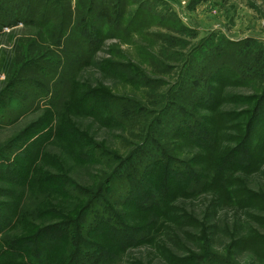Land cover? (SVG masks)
<instances>
[{"label":"rangeland","instance_id":"1","mask_svg":"<svg viewBox=\"0 0 264 264\" xmlns=\"http://www.w3.org/2000/svg\"><path fill=\"white\" fill-rule=\"evenodd\" d=\"M76 2L71 1L72 11L76 8ZM79 3L85 19L98 14L105 17V13H109L110 18L102 28L101 23L97 26L101 40L92 55L89 51L77 50V45L85 44L81 38L76 36L69 41V53L75 51L79 54V60L66 59L64 64L60 63L62 76L55 83L27 63L28 60H41L37 56L47 50L37 47L44 34L41 27L20 24L6 28L5 33L0 34V93L11 78L26 80L27 85L36 81L49 84L53 93L49 95L50 106H45L46 100L43 101L38 95L34 98L36 96L32 93L29 96L32 101L30 107L25 111L14 107L10 113H6L10 115V120L0 119V159L3 155L1 152L10 146L14 148L19 138L33 136V145L27 143L20 150L9 149L7 155L11 158L10 162L20 163L21 172L28 168L31 177L43 174L41 171L63 174L75 185L89 190L82 196L74 193L77 197L71 198L64 197L58 191H44L42 194L26 188L23 204L28 205L33 213L27 216L25 212L22 223L8 234L19 236L20 240L29 237L33 227L25 221L28 220L34 225V232L37 231L30 237L37 235L36 240L41 244L42 236L38 228L63 222L46 213L51 207L60 206L58 211L73 216L84 205L83 198H89L90 191L100 183L99 179L104 181L106 174L123 175L128 169L123 165L127 164V158L139 165L142 164L141 158L146 159L147 163L157 157L161 159L162 156L173 155L185 160L184 163L190 164L201 176L188 193L177 191L176 196L172 195L164 201L174 208L167 210V215L135 216L131 207L126 205L127 197L122 198V195L127 196L129 188L126 180H122L121 176L113 180L116 185L108 196L116 210L123 213H119L121 217L139 227L146 225L152 234L142 244L116 252L114 259L105 264H192L195 258L206 255H214L227 264H264V149L260 147L264 141V124L257 122L253 133L244 141L241 138L243 134L239 136L230 129L222 130L217 137H213L214 141L217 140L216 144L219 143L218 150L227 148L236 151L240 145H246L245 148L250 151L247 153L246 149L244 156H252L256 164L260 162L257 169L248 170L249 167L243 166L245 168L233 169L229 173L231 179L236 180L246 192L240 196L233 194L235 203L221 194L219 187L211 185L213 176L210 181L205 178L215 172L205 162L208 150L186 140L189 133L177 128L178 120L183 115L192 114L198 123L211 116L208 109L194 102L197 95L203 96L206 92L212 72L219 74L221 67L227 64L235 66L248 62L251 64L249 66H254L252 54L264 49V0H81ZM92 5L95 7L91 9L93 14H90L88 7ZM81 15L78 9V18ZM45 55L51 61L48 69L54 75L59 70L56 67L59 59L55 54ZM258 58L262 61L261 57ZM105 62L110 65H105ZM73 81L85 86L79 90L78 101L87 94L86 91L97 89H106L121 99L120 107L122 104L129 112L120 120L125 127L107 126L81 106L77 109L67 107L66 104H71L67 95ZM263 88L259 84H224L220 93L225 101L220 110H250L253 107L248 104L255 105V100L243 101L242 98L261 95ZM179 93L178 98L171 99ZM167 99H171L168 106ZM12 106H16V103L13 102ZM165 106L168 111L161 117L159 112ZM135 107L139 109H131ZM48 111L53 112L52 123L45 121ZM242 121L245 126L247 119ZM35 123L40 125L34 126ZM44 124L55 131L61 128L57 125L70 126L76 136L84 132L89 141L110 154L109 160L103 157L91 164L80 163L74 153L77 140H67L66 143L54 135H48L49 127L43 129ZM204 126L208 128L206 130H211ZM233 134L237 136L236 140L227 138ZM183 135L186 136L185 140L181 139ZM27 148H30V160L19 156L18 160L17 155ZM111 152L122 161L116 162ZM27 164L29 167H26ZM21 183L0 178V204L13 205L15 200L4 198V188L16 189L13 190L16 192L22 187ZM172 183L177 189L176 186L182 181L177 178L175 182L172 178ZM11 195L14 196V193ZM0 212L3 211L0 209ZM94 215H88L85 220ZM86 223L83 226L88 229L90 226ZM87 234L96 242L108 246L98 235ZM2 238L3 234H0V241ZM250 239L252 244L248 246L246 242L249 243ZM254 239L258 240L255 244ZM109 245L115 251V246ZM4 253L5 247L2 249L0 244V264L6 263ZM27 264L45 262L38 258Z\"/></svg>","mask_w":264,"mask_h":264},{"label":"trees","instance_id":"2","mask_svg":"<svg viewBox=\"0 0 264 264\" xmlns=\"http://www.w3.org/2000/svg\"><path fill=\"white\" fill-rule=\"evenodd\" d=\"M71 1L72 0H0V34L3 35L6 28L11 29L20 24L41 27L44 34L40 37L37 47L47 50L43 55L37 56L41 60H28L27 63L54 83L62 76V66L59 67L60 63L64 64L66 59H68V61L79 60V54L75 51L69 53L67 49L70 44L69 41L71 39L73 40L76 36L77 38H81L85 44L83 46L82 44L77 45V50H80V52L89 51L92 55L97 51L101 40L97 26L101 23L102 28L103 24L106 25L107 19L110 18V14L105 13V17L104 14L103 16L102 14H98L95 15V17L85 19L83 15H81L84 10L80 11L81 3L79 2L81 0H77L74 11H72ZM90 7H88V12L93 14L91 9L95 6L92 5ZM121 8L123 9L122 5ZM78 9L79 15H81L80 18H78ZM103 29L108 31L106 27H103ZM45 44H49V48L46 47ZM34 47H36V44ZM263 52L264 49L262 48L258 52L252 54L251 60L253 63H251L254 66H249L251 64L248 62L238 63L235 66L227 64L221 67L222 70L219 71V74L218 72L211 73L210 77L212 80H210L206 92L204 91L205 93L202 94L203 96H201V94L197 95L195 99L196 102H194L195 104L197 103V106L201 105V107L208 109L209 113H212L203 123H198L194 120L192 114L183 115V117L178 120L177 128L179 130L184 129L189 133L187 139L185 135H183L181 139H186L191 143H195L200 148L208 150L205 156V162L208 167L215 170V172L212 171L213 174H209L205 178L210 181V177L213 176L210 182L211 185L219 187L220 193L226 198L228 197V199H230L229 201L232 203H235V201L232 200L233 194L240 196L246 192L240 187V184L236 182V180L231 179L232 177L229 176V173H231L233 169L236 170L245 167H249L248 170L257 169L260 162L256 164L255 158L252 156H244L246 153L245 150L247 149L245 148L246 145H240V148H237L236 151L231 149V151H229L227 148L218 150V148H220L219 143L216 144L217 140L214 141L213 137H217L222 130L230 129L234 131L235 134L238 133L239 136L243 134L241 138L244 141L246 137L248 138L250 134L253 133L254 125L257 122H262V124H264V88L261 95L258 94V96L242 98L243 101L255 100V105L248 104L253 108L244 112L221 111L220 107L224 103L225 98H223L220 92L224 84H259L263 87ZM47 53L55 54L59 59L58 65L56 66L59 67V70H57L54 75H52L48 69L51 61L46 59L45 54ZM64 55L68 58H65ZM258 57H261L262 61H260ZM22 58H24V56H22ZM45 60L47 62H45ZM107 64L109 63L105 62V65ZM215 75L217 77L213 78ZM26 85V80L9 79L8 86L0 93V119L2 121L10 120V115L8 116L6 113H10L14 107L21 111H25V109L30 107L32 101L29 96L32 93L36 96L34 98H37L38 95L43 101L46 100L45 106H50L51 98L49 99V95L53 93L51 92V86L49 84L48 86L36 81L35 83ZM84 87L85 86L77 84L74 81L71 83V89L67 95V100L71 104H66L67 107L73 108L74 106L77 109V107L81 106L85 108L86 112L97 117L100 122H103L107 126L125 127V123H121L120 120L123 115L126 116L129 112L122 104L120 107V103L122 102L121 99L116 98V96L112 95L111 92L106 89H97L92 91L88 90L89 92L86 91L87 94L83 95L78 101L79 90H82ZM178 96H180V93L173 95L171 99L178 98ZM48 99L49 101H47ZM171 99L166 100L167 106ZM13 102L16 103V106H12ZM35 106L38 105H34V107ZM167 106L160 110L159 116L163 117L162 115L168 111ZM131 109L138 110L139 107ZM48 112V118L45 119V121H51L52 123L53 112ZM129 115L132 114L130 113ZM243 119H247L245 126L242 121ZM38 125L40 124H34V126ZM204 125H207L211 130H206L208 128H204ZM57 126L61 128H58L56 131L50 126H45L43 129L49 127L48 135H54L55 138L57 137L66 143L67 140L72 141L76 139L77 142L74 144V153L80 163L91 164L103 157L109 160L110 154H106L101 146H96L93 142L89 141L84 132L76 136L75 130L71 129L70 126ZM31 128L32 127L29 129ZM29 129L28 131H30ZM227 138L236 140L237 136L233 134L227 136ZM33 139L34 137L30 135L25 138H19V141L15 142L14 148L10 146L7 150H4L5 153L1 152L3 155L0 159V178L11 182L22 181L23 183H21V189L19 188L16 192H14L16 189L11 190L4 188V198L7 197L8 200H15L13 205L10 206L7 203L0 204V209L3 211L0 212V234H3L4 237L1 239L0 244L2 249L5 247V253L3 254L6 259L4 261V263L6 262L5 264H27L31 262V260L34 261L38 258H41L45 264L108 263L110 260L112 261L114 259L116 252L124 251L132 246L142 244L147 241L152 234L146 225L141 227L134 225L127 219L121 217L120 214L123 213L116 210V206L108 194H111L114 190L116 183H114L113 180L117 176H121L122 180H126L129 188L126 191L127 196L122 195V198L127 197L126 205L131 207L134 215L139 218L140 216L144 217L151 214L156 216H159V214L167 215V210H173L174 208L171 204H165L164 201L166 202V199L175 195L177 191L178 193H188L191 187H195L192 184L196 185L198 183L200 179L198 176H201L189 166L190 164L184 163L185 160H180L173 155L162 156L161 159L157 157L156 159L149 160L147 163L146 159L141 158L142 164L139 165L133 163V159L127 158V164L123 165H126L128 169L123 172V175L121 173H119L120 175H116L117 173L113 175L106 174L104 175L106 177L104 181L103 179H99L100 183L96 185L93 191H90L92 192L90 197L83 198V200H85L84 205H81L77 214L75 213L73 216L66 215L63 211L57 210L60 206L51 207L49 211L45 210L48 211L46 213L52 214V216H50L51 218L62 219L61 221L63 222H56L51 226L44 225V229L39 227L38 229L40 230L38 232L40 236H42V241L41 244H38L36 240V238H38L37 235L30 237L37 234V231L34 232V225L30 224L28 220L25 221L30 227H33L31 234L28 235L30 238L22 237L24 239L20 240L19 236L13 237L8 234L16 228V225L22 223L23 220L21 219H23L25 212L27 216H30V212L33 213V210L31 211L28 205L25 206L23 204L25 196L23 194H25L26 188L35 192H41L42 194H44V191H53V193L58 191L61 192L64 197L71 198L77 197L74 196V193L78 194V196H82L89 190L75 185L71 179L63 174H50L41 171L40 173L43 174L32 175L31 177L29 176L28 168V171L25 170L21 172L22 166L20 163L16 161L10 162L11 158L7 155L8 152H10L9 149L20 150L24 148L27 143H29V146L33 145L31 144ZM260 147L262 150L264 149V141ZM215 151H219V153H215ZM249 151L250 149L248 148L247 153H249ZM237 152L242 154H238ZM29 153L30 148H27L25 151L20 152L17 158L19 156L25 158V160H30ZM111 156L117 160L116 162L122 161L121 158L112 152ZM217 165H219V169ZM26 167H29V164H27ZM172 178L175 182L177 178L182 181V184L179 183L176 186L177 189H174L175 186H173ZM12 192L14 196L11 195ZM171 200H173V198ZM23 208L25 210H23ZM94 213V216L85 220L88 215ZM34 214H36V211H34ZM82 219H84V221H81ZM15 220L18 221L15 223ZM86 222H88L90 226H86L88 229H85L83 226ZM87 233L93 236L95 234L98 235V238L108 243V246L96 242L92 239L93 237H89ZM85 234H87V236H85ZM251 241L250 239L249 243L246 242L248 246L252 244ZM257 241L258 240L254 239L253 243L255 244ZM109 243L111 246H115V251L111 250ZM219 260L221 259L214 255H206L203 258H195V262L192 264H227Z\"/></svg>","mask_w":264,"mask_h":264},{"label":"built area","instance_id":"3","mask_svg":"<svg viewBox=\"0 0 264 264\" xmlns=\"http://www.w3.org/2000/svg\"><path fill=\"white\" fill-rule=\"evenodd\" d=\"M8 29V28H7Z\"/></svg>","mask_w":264,"mask_h":264}]
</instances>
